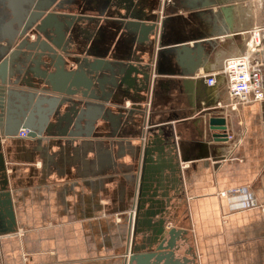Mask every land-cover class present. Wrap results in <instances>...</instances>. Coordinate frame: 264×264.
Here are the masks:
<instances>
[{"label":"crops","instance_id":"0c3cea01","mask_svg":"<svg viewBox=\"0 0 264 264\" xmlns=\"http://www.w3.org/2000/svg\"><path fill=\"white\" fill-rule=\"evenodd\" d=\"M127 1L102 11L107 22L101 18L78 24L91 36L76 34L78 41H71L75 34H65L68 50L61 54L63 71L54 76L55 92L31 74L26 83L18 73L0 91V154L15 220V232L4 233L11 223L0 193V264H128L134 249L137 254L147 252L146 244L140 249L142 237L135 233L134 218L145 215L148 206L135 212L134 202L143 167L139 157L149 129L150 136L162 129L159 140L169 138L174 145L176 173L173 183L165 182L164 191L165 229H183L188 239L175 258H184L189 250L193 264H264V101L231 111L224 106V77L218 75L213 86H196L197 80L218 74L227 59L244 52L253 5L249 0ZM151 15L150 24L156 23L157 29L140 41L127 24ZM164 19V44L186 49L177 62L169 55L160 59L157 74L158 27ZM63 24L60 21L59 27ZM103 25L102 33L110 34L104 42L96 37ZM51 32L57 33L54 28ZM88 36L93 39L84 42ZM25 37L29 43L36 41ZM262 43L264 49V33ZM22 55L13 68L28 70L32 65L23 57L30 53ZM261 60L264 63V52ZM94 62L100 63V71L88 75L87 67ZM117 65L147 69L148 94L134 91L138 81L143 85L139 76H134L136 84L133 76L124 78L129 87H112L122 79L102 68L110 66L115 72ZM98 78L106 81L105 96L96 88ZM30 94L44 96L52 108L44 105L47 111H39L42 133L23 139L16 121ZM137 97L146 100L138 104ZM133 105L144 112L141 118L133 116L135 127L126 125L125 113L119 114V107L129 110ZM199 108L226 120V134L239 141L235 150L231 140L214 142L202 131L201 123L207 124L209 116L200 123ZM81 113L89 128L83 119L75 129L74 117ZM235 187L244 192L218 197L220 191Z\"/></svg>","mask_w":264,"mask_h":264},{"label":"water","instance_id":"95a60500","mask_svg":"<svg viewBox=\"0 0 264 264\" xmlns=\"http://www.w3.org/2000/svg\"><path fill=\"white\" fill-rule=\"evenodd\" d=\"M31 5H33L32 0H9V10L13 11L12 15H14V13H17L18 18L16 21H8L6 23H4L2 20V24L0 26L1 31H4V28L6 29V37H3L2 35V37H0V91L8 87L9 84H12L10 79L14 78V75L18 73L22 74V80L25 78L26 83L29 81L28 75L31 74L38 79V84H45L46 86H48V88H50L51 91L55 92L53 87L54 76L60 71H63L64 61L61 54L67 53L68 50V44L65 42V35H63L62 33L51 34L56 36L58 40L57 42L55 41V38L46 35H43L44 37L42 41L40 40V38H37L33 43H29L26 40V32L24 31L26 30L25 25L27 24L29 26L30 24L28 23L30 21H35L39 17L37 14L35 15L32 13L31 18L30 16L28 18L27 10L25 9V7ZM34 10L40 11L41 8L35 7ZM152 18L153 16L151 15L150 17H144V20L138 19V21L134 20L133 22L127 24V27H131V30H129L130 33L138 37V40H140L141 36H148L149 34H151L153 31H155V29H157L156 23L150 24V19ZM155 20L158 21V18L156 17ZM143 22L149 23L150 26L148 27L149 24L145 25V23ZM41 24H44L45 28L47 29L52 30L54 28L53 24L51 27H49L46 22H41ZM158 30H163L165 32V26L162 21L160 22ZM39 31L42 32V29H39ZM165 38L166 35L164 33L162 39L164 40ZM71 41H78L76 35L72 36ZM142 43L143 42H140V44ZM159 47L160 50H158L159 52H157L156 54V56H158V60L156 63L157 68L155 69L157 74H160L158 69L159 65L162 63L160 59L162 60L163 58L164 60L165 55H169L171 57V62H173L174 59L177 62L179 61L181 54L186 49L182 48L183 46L175 48L172 43L165 45L163 41L160 43ZM195 47L200 48V46L197 44ZM22 51L30 53V55L23 57L24 62H30L32 65L28 70L20 66H16L15 68H13L18 57L23 56ZM58 51L60 52L59 54L57 53ZM32 56H34L36 59L32 60ZM148 57L152 59V53L148 54ZM43 58L46 59V62H42ZM136 63L138 64L139 61ZM150 63H147L146 67H148ZM99 65L100 63L98 62L90 64L89 67H87L88 75L93 76L94 74L99 72ZM107 67L102 68V70H108L111 75L110 77H119L122 79L119 80L120 84L116 83V81L115 83H111V86L115 89H118L120 86L129 87L124 81V78H126L127 76H133V80L130 79L133 84L134 82L135 84L137 82V79L134 78V76H139L143 81V85L142 82L138 81L139 85L134 88V91L144 93L146 95L148 94L150 76L149 74L145 73V70L147 69L136 68V66L125 67L123 65H117V67H115L116 71L114 72L112 67ZM105 82V80H99V78L95 80L96 88L98 89V92L101 96H105V94L102 95L105 89ZM203 84H205L204 80H197V89H200ZM77 88L79 87L75 85L74 89ZM74 93L75 90H73L70 95ZM136 100V102H138L139 104L141 102H144L146 98L145 100H142L141 98L137 97ZM44 105L47 106L49 111L51 110L52 103L45 100L44 96H41V98L37 99L32 94L29 95L27 106L25 107V110L21 114L19 119L16 121L17 128L29 131L28 137L35 138L37 137L36 134L40 135L42 133L44 125H42L41 121L39 122V111H47L46 108H43ZM119 109V114L122 115V113H125L128 117L126 125L130 123L135 127L137 126V123L136 121L134 122L133 116H138L139 118L144 116V112L142 113L140 106L133 105L131 106V108H129V110H125V108L122 107H119ZM197 111L200 112V108ZM211 112L213 111L204 110L199 113L200 123L204 117L209 116L207 124L201 123V128L203 127L202 131H206L207 136L209 137V139H212V141L224 143L226 142L227 137L226 120L222 117L213 115V113ZM121 115L120 119L122 118ZM83 119H85L86 122L84 126L85 129L89 128L86 115L81 113L79 116L74 117L75 129L78 128L79 123H81ZM89 123L92 124V121H89ZM154 125L156 124L150 123V126ZM112 128L114 129V131L116 130V126L112 125ZM148 131L147 141L142 146L140 157L139 155L136 156V159H138V157L140 158L143 167L141 170V176L139 178V195L137 198V202H134L136 212L138 209L145 210V206H148V209L146 208L147 210L145 211V215L139 214L138 217L134 218L135 233L141 235L142 237V247L140 249L145 250L146 244L147 252L137 254L135 252L137 251V249H134L128 259V264H193L192 259L188 258L190 256L189 250L184 252V258H175L176 253L179 252L180 249L187 244L188 239L186 231L183 229L176 230L174 228H172L171 230L165 229L167 223H165L166 220L164 219V209L166 207V203L164 200V191L167 192V184L165 182L169 180L170 183H173V179L176 173L175 167H173L174 162L172 158L174 145L169 138L163 140V142L159 140L158 136H162L164 134V131H162V129L158 130L157 136L156 134L150 136L148 134ZM182 161H185V159H182ZM176 167H178V164H176ZM166 175H168L170 178H168ZM8 184L9 183L6 176V166L3 161V156L0 154V193L5 198L3 205L7 207L5 208V212L7 214L9 222L11 223L10 230L5 231L4 233H14L15 220L13 215L12 201L8 191ZM1 194L0 196H2ZM159 198L162 200H160Z\"/></svg>","mask_w":264,"mask_h":264},{"label":"flooded vegetation","instance_id":"af4514ba","mask_svg":"<svg viewBox=\"0 0 264 264\" xmlns=\"http://www.w3.org/2000/svg\"><path fill=\"white\" fill-rule=\"evenodd\" d=\"M33 5L25 7L27 10V16L31 18V14H37L39 17L35 21H30L28 24H26V32L25 36H33L34 39L37 38H43V35L50 36V34H53L51 32V29L45 28L44 24H41V22H46L49 27L54 25V30L57 33L59 32V29L63 27L62 34H77L81 36L82 34L90 35V32H88L86 29H81L78 27L79 23L87 22L88 24H93L94 22L97 23L99 20H104L107 22V19L104 18L105 13H102V11L107 12L108 9L111 6L115 7V2H118V4L122 0H32ZM137 1V0H136ZM139 2V0H138ZM114 3V4H113ZM127 3L129 5H132L133 1L128 0ZM98 5L100 10L98 12H95V5ZM35 7L41 8L40 11H35ZM13 11L9 10V0H0V26L2 24V20L4 23L8 21H16L18 16L17 13H14L12 15ZM98 13V14H97ZM27 21V20H26ZM65 22L63 26L59 27V22ZM165 19L163 20V24L165 26ZM72 25V26H71ZM71 27V28H70ZM39 29H42V32L39 31ZM163 29V28H162ZM102 30H104L103 27H100V29L96 33V37L100 36V38L104 41H106L110 34L107 33L105 30L102 33ZM128 30H131V27L128 26ZM164 30V29H163ZM160 30L159 32V39L157 42L160 44L162 41V36L164 35V31ZM50 32V33H49ZM82 32V33H81ZM56 33V34H57ZM92 33V32H91ZM6 37V29L4 28V31L0 30V37ZM98 35V36H97ZM84 37V42H88V40L93 39L90 37ZM171 37H174L176 39V36L174 34H171ZM142 38L140 37V40ZM177 41V39L175 40Z\"/></svg>","mask_w":264,"mask_h":264},{"label":"built area","instance_id":"2783aa9c","mask_svg":"<svg viewBox=\"0 0 264 264\" xmlns=\"http://www.w3.org/2000/svg\"><path fill=\"white\" fill-rule=\"evenodd\" d=\"M264 27L254 28L246 33L245 50L242 54L227 59L222 70L205 78L207 86L215 84L218 75L225 79L229 110L235 111L240 106L258 104L264 101V63L261 55L264 52L262 43ZM29 131L22 130L20 138L27 139ZM232 141L227 134L226 143ZM244 192L243 187L229 188L218 193L219 198L237 196Z\"/></svg>","mask_w":264,"mask_h":264},{"label":"rangeland","instance_id":"374dc122","mask_svg":"<svg viewBox=\"0 0 264 264\" xmlns=\"http://www.w3.org/2000/svg\"><path fill=\"white\" fill-rule=\"evenodd\" d=\"M248 4H252L253 7V19L252 21L249 22V31L254 29V28H262L264 27V0H249L246 1ZM262 36H263V32H262ZM31 37V36H29ZM246 47V46H245ZM233 142V144H232ZM231 148H233V150H235L237 148V146L239 145V141L238 142H234L231 141ZM233 197V196H231ZM134 211V210H133ZM136 212V210H135ZM133 213V212H131ZM139 235V234H136ZM140 236V235H139Z\"/></svg>","mask_w":264,"mask_h":264},{"label":"bare ground","instance_id":"6f19581e","mask_svg":"<svg viewBox=\"0 0 264 264\" xmlns=\"http://www.w3.org/2000/svg\"><path fill=\"white\" fill-rule=\"evenodd\" d=\"M249 11V10H248ZM248 11H246V12H248ZM242 14V13H241ZM252 14V13H251ZM249 15H250V12H249Z\"/></svg>","mask_w":264,"mask_h":264}]
</instances>
